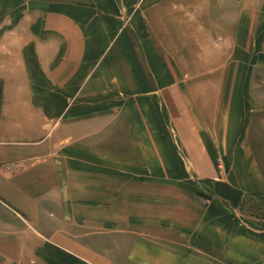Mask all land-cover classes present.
I'll list each match as a JSON object with an SVG mask.
<instances>
[{
  "label": "crops",
  "instance_id": "0c3cea01",
  "mask_svg": "<svg viewBox=\"0 0 264 264\" xmlns=\"http://www.w3.org/2000/svg\"><path fill=\"white\" fill-rule=\"evenodd\" d=\"M0 264H264V0H0Z\"/></svg>",
  "mask_w": 264,
  "mask_h": 264
}]
</instances>
